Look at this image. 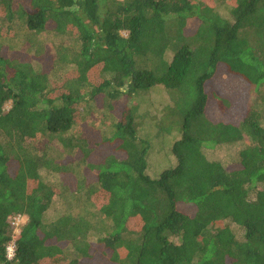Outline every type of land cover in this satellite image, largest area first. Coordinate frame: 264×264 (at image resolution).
I'll use <instances>...</instances> for the list:
<instances>
[{
  "label": "trees",
  "instance_id": "1",
  "mask_svg": "<svg viewBox=\"0 0 264 264\" xmlns=\"http://www.w3.org/2000/svg\"><path fill=\"white\" fill-rule=\"evenodd\" d=\"M0 264H264V0H0Z\"/></svg>",
  "mask_w": 264,
  "mask_h": 264
},
{
  "label": "rangeland",
  "instance_id": "2",
  "mask_svg": "<svg viewBox=\"0 0 264 264\" xmlns=\"http://www.w3.org/2000/svg\"><path fill=\"white\" fill-rule=\"evenodd\" d=\"M124 37H127L128 36V32H123L122 33ZM53 41H50L48 44H52ZM53 45V44H52ZM26 52L27 51V47L25 48ZM30 52V51H29ZM63 74V72H61ZM61 75V74H60ZM214 89H220V87L216 84H213V86H208V90H213ZM232 88L236 89V86H232ZM229 91H232L230 89H228ZM149 95V94H148ZM147 95V96H148ZM149 99H151V101H149V103L151 104H145V105H142V107H140L139 109L141 110V113L145 115V111H147L146 109H149L150 107H152L153 109V114L157 111L158 107H159V104L161 103L159 101L160 98L162 99H165L166 97L164 96V93L162 90L160 89H157V90H154L150 93V95L147 97ZM249 100V99H248ZM246 100V101H248ZM147 101V100H146ZM167 102V99L166 101ZM12 106V103H8L6 105V110H9ZM243 110H240V108H231L225 115L224 119L226 120V122H238L239 119L242 117L243 115ZM216 113V112H214ZM159 115V113H158ZM157 115V118L159 117ZM147 119V118H146ZM144 119L142 123L146 124V123H149V122H146ZM154 119V118H153ZM157 121V120H155ZM150 124H146L145 126H149ZM165 145V144H163ZM167 146V145H166ZM169 147V146H168ZM243 148V144H238L237 146H233L232 148H225V149H222L221 151L217 152H208V156L211 160H219L221 161L224 165H227L229 164L230 162L234 161L235 159H237V153L239 150H241ZM152 151V150H151ZM163 154H160L161 156H164L165 158H161V157H155V159L151 160L150 159V163H149V169H148V172L150 173V177L152 179H158L161 175V172H162V169H164L165 165L162 164L163 162V159L167 161V163H173L174 162V159H172L173 157L170 156L169 153H167V150H164L163 151ZM15 165V164H14ZM50 181H54V182H58L57 179L51 177L50 178ZM63 203L64 202H55L54 204V209L52 208L48 213H47V217L48 220H51L53 219V217L55 216H59V215H63L65 212H64V206H63ZM57 204V205H56ZM179 208L180 210L186 212V213H190V212H193V209L192 207L190 206H187V205H179Z\"/></svg>",
  "mask_w": 264,
  "mask_h": 264
},
{
  "label": "built area",
  "instance_id": "3",
  "mask_svg": "<svg viewBox=\"0 0 264 264\" xmlns=\"http://www.w3.org/2000/svg\"><path fill=\"white\" fill-rule=\"evenodd\" d=\"M22 223H25V219L20 216L15 217L11 220V224L14 227H19ZM14 249H15V245L11 243L10 246L8 247V258L9 259H12L14 257Z\"/></svg>",
  "mask_w": 264,
  "mask_h": 264
}]
</instances>
